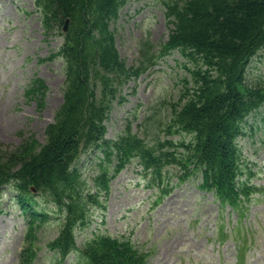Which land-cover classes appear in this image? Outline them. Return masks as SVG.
<instances>
[{
  "label": "trees",
  "instance_id": "1",
  "mask_svg": "<svg viewBox=\"0 0 264 264\" xmlns=\"http://www.w3.org/2000/svg\"><path fill=\"white\" fill-rule=\"evenodd\" d=\"M127 2L35 0L43 26L62 30L65 84L43 143H0V214L6 189L15 191L11 199L27 219L23 264H32L38 234L49 223L59 230L46 244L55 263L69 257L74 264H146L149 253L131 238L96 233L77 243V232L106 209L112 181L133 162L162 196L171 175L179 181L199 175L201 188L240 215L253 200L255 172L239 138L259 129L258 119L264 124V78L247 79L252 59H264V0L164 1L168 38L158 52L145 47L137 65L121 56L112 26ZM173 51L190 64L178 99L166 102L164 136L150 141L128 123L108 138L124 86Z\"/></svg>",
  "mask_w": 264,
  "mask_h": 264
},
{
  "label": "rangeland",
  "instance_id": "2",
  "mask_svg": "<svg viewBox=\"0 0 264 264\" xmlns=\"http://www.w3.org/2000/svg\"><path fill=\"white\" fill-rule=\"evenodd\" d=\"M164 1L169 0H128L113 22L116 44L129 65L140 63L145 47L149 53L158 52L167 40L171 24ZM63 42L62 30L43 26L35 0H0V143L16 148L45 141L46 128L63 103L65 73L59 56ZM185 64L190 62L173 51L125 85V100L113 104L107 137H116L128 123L150 141L158 134L164 136L160 127L168 111L166 102L178 99L184 78H188ZM261 78L264 59L257 55L247 79L256 82ZM257 124L259 129L239 138L256 173L251 182L258 186L240 220L235 212L230 215V208L223 210L212 192L201 190L198 176L174 185L154 204L158 189L147 187L141 167L133 162L112 181L106 209L77 232V243L81 245L96 233L131 238L151 252L147 264H264V124L261 119ZM89 164L86 174L92 175ZM172 181L176 183L177 178L173 176ZM15 195L6 189L3 197L0 264H23L26 219L11 199ZM58 231L55 223L43 227L32 264H74L69 257L62 263L51 260L53 251L46 244Z\"/></svg>",
  "mask_w": 264,
  "mask_h": 264
},
{
  "label": "water",
  "instance_id": "3",
  "mask_svg": "<svg viewBox=\"0 0 264 264\" xmlns=\"http://www.w3.org/2000/svg\"><path fill=\"white\" fill-rule=\"evenodd\" d=\"M68 23H69V20H67L66 23H65V26H64V30H65V31L67 30Z\"/></svg>",
  "mask_w": 264,
  "mask_h": 264
}]
</instances>
